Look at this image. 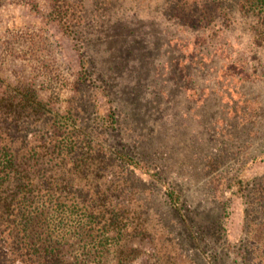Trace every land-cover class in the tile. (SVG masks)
I'll return each mask as SVG.
<instances>
[{
    "label": "trees",
    "instance_id": "1",
    "mask_svg": "<svg viewBox=\"0 0 264 264\" xmlns=\"http://www.w3.org/2000/svg\"><path fill=\"white\" fill-rule=\"evenodd\" d=\"M47 17L79 51L80 86L93 76L112 110L85 128L74 104L65 115L51 107L57 93L44 101L33 85L0 79V238L11 260L126 264L139 256L136 237L199 250L207 229L225 243L226 194L237 187L233 264H264V174L240 178L264 154V0H52ZM168 30L197 38L155 89L142 72L163 65ZM128 162L155 171L174 219L157 215Z\"/></svg>",
    "mask_w": 264,
    "mask_h": 264
},
{
    "label": "rangeland",
    "instance_id": "2",
    "mask_svg": "<svg viewBox=\"0 0 264 264\" xmlns=\"http://www.w3.org/2000/svg\"><path fill=\"white\" fill-rule=\"evenodd\" d=\"M29 2L30 5L24 4L23 0H0V79L11 87L31 84L39 90V95L44 101L57 93L58 99L51 104L54 110L65 115L74 104L82 112L81 121L85 128L101 125L100 121L112 110L107 93L104 92L100 82L93 81V76L87 79L84 86H80L83 79L81 56L72 40L62 33L59 25L48 19L47 14L51 10L52 0H29ZM152 16L150 15V18ZM155 19L163 21L165 17L155 15ZM168 32L163 31L171 40V46L164 45L162 57L158 56L164 61L163 65L154 69L146 64L142 72L143 78H150L155 89L166 88V78L170 79L173 76L170 73L175 75L178 72L175 65L186 58L183 55L185 49L189 50V54L193 52L188 45L191 40L197 38L191 33L185 32V35H182L178 30H168ZM163 40L166 41L165 38ZM93 54L95 60L98 59V52ZM208 64L199 68L206 76L211 71V66ZM151 83L148 82V86ZM11 136V138H21L15 132H11ZM29 139L32 141L34 138L29 135ZM118 149L124 151L123 148L118 147ZM109 159L114 162L110 156ZM116 164L118 165L119 162L116 161ZM128 164V168L140 185L152 192L148 199H151L150 203L157 215L174 219L164 203L166 199L163 195L164 189L154 182L155 171L142 163L128 162ZM263 174L264 154L249 161L244 166L240 178L243 181H250ZM226 200H229L230 204L222 220L225 243L216 241L218 236L210 229L209 231L207 229L204 235L202 242L204 248L199 250L191 242L185 241L182 244L184 249L178 251L175 246L165 243L163 234L145 239L136 237L133 246L140 252L139 256L126 264H233L235 258H238L237 245L243 236L244 204L237 187L226 194ZM151 218L155 219L154 215ZM6 249L4 241L0 238V264H32L24 261V257L17 261L11 260V251ZM65 260L66 264H74L73 258L69 255H66Z\"/></svg>",
    "mask_w": 264,
    "mask_h": 264
}]
</instances>
